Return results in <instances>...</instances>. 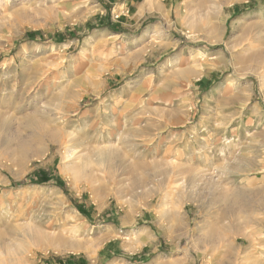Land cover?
I'll use <instances>...</instances> for the list:
<instances>
[{
  "label": "rangeland",
  "instance_id": "rangeland-1",
  "mask_svg": "<svg viewBox=\"0 0 264 264\" xmlns=\"http://www.w3.org/2000/svg\"><path fill=\"white\" fill-rule=\"evenodd\" d=\"M0 264H264V0H0Z\"/></svg>",
  "mask_w": 264,
  "mask_h": 264
},
{
  "label": "bare ground",
  "instance_id": "bare-ground-1",
  "mask_svg": "<svg viewBox=\"0 0 264 264\" xmlns=\"http://www.w3.org/2000/svg\"><path fill=\"white\" fill-rule=\"evenodd\" d=\"M21 18V17H20ZM252 37V36H250ZM254 37V36H253ZM262 38V36H261ZM251 40L253 38H250ZM248 40V39H247ZM246 40V41H247ZM250 40V41H251ZM253 41V40H252ZM253 43V42H252ZM251 43V44H252ZM256 43V42H255ZM253 43V44H255ZM243 44V42H242ZM250 43H248L249 45ZM246 46V45H245ZM249 47V46H248ZM256 47V46H255ZM246 48V47H244ZM249 49V48H247ZM246 49V50H247ZM255 49V48H254ZM253 50V49H252ZM248 51V50H247ZM255 52V50L253 51ZM257 53V52H256ZM248 54V53H247ZM258 54V53H257ZM246 64V63H244ZM248 65V64H247ZM245 66V65H244ZM246 67V66H245ZM235 69V68H234ZM256 112V111H255ZM257 113V112H256ZM29 117V116H28ZM27 117V118H28ZM31 118V116H30ZM29 118V119H30ZM47 121H44V120H39V119H34V120H30V124H34L36 125L37 127H39V131H40V134L38 136H35L33 135L36 140L35 141H32V139H25L23 141H21L20 143H18V151H20L22 153V155H27V153L31 150V147H32V144L33 143H36L35 147H36V153L37 155L38 154H41L42 156H44L47 152H49L50 150V145L54 144H58L59 141L61 139L64 138V133H62V131H59L58 129H56L55 127L52 128L51 126H49L47 123ZM52 125V124H51ZM68 132V131H67ZM68 134V133H67ZM66 134V135H67ZM70 135V134H69ZM72 137V136H71ZM67 138V137H66ZM34 139V138H33ZM69 139V138H68ZM66 140V139H65ZM64 140V141H65ZM74 139H71V142H73ZM68 141V140H67ZM70 142V141H69ZM66 145V144H65ZM34 146V145H33ZM116 150V149H115ZM110 151V156L112 158H116V159H122L124 160L125 159V156L121 155L122 153L118 152V151ZM15 153V152H14ZM39 157V156H38ZM110 157V158H111ZM118 157V158H117ZM124 157V158H123ZM136 171V170H135ZM200 173V172H199Z\"/></svg>",
  "mask_w": 264,
  "mask_h": 264
}]
</instances>
